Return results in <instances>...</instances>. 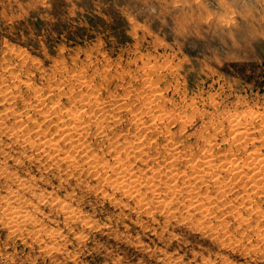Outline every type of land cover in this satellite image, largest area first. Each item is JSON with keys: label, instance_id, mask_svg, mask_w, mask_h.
Returning a JSON list of instances; mask_svg holds the SVG:
<instances>
[{"label": "rangeland", "instance_id": "obj_1", "mask_svg": "<svg viewBox=\"0 0 264 264\" xmlns=\"http://www.w3.org/2000/svg\"><path fill=\"white\" fill-rule=\"evenodd\" d=\"M91 99L108 106L98 112L101 126L87 120L83 125L88 131L83 130L80 140L65 138L71 131L59 126L61 120L71 121L69 110ZM4 113L9 114L7 125L20 126L19 134L27 126L33 135L38 128L48 129L51 135H61L63 151L77 150V156L75 162L58 160L56 166L13 135L0 136L6 149L0 166L36 182L33 190L45 199L34 218L49 235L31 224L19 229L8 215H0V264H264V236H260L264 187L252 185L248 176L253 172L240 178L234 171L212 169L199 177L208 157L219 164L227 159L225 163L241 162L247 152H264V0H0V114ZM22 114L24 118H19ZM137 114L142 121L133 117ZM235 123L257 131L239 138ZM86 154L93 156L86 160ZM195 163L199 165L192 172ZM120 165L139 179L143 174L141 180L157 172L155 181L150 180L155 185L140 186L145 195L141 201L107 184L117 178ZM157 168L165 173L159 174ZM12 170L13 176L0 182L3 195L17 177ZM173 170L181 176L183 171L192 173V186L183 184L185 179L167 178ZM216 172L222 183L213 179ZM231 176L243 182L232 183ZM165 177L180 189H170ZM157 183L164 190H155L154 186L161 187ZM197 197L205 201L199 203ZM58 200L90 223L67 219L55 206ZM193 200L201 208L206 202L212 210H196ZM53 231L56 236H50Z\"/></svg>", "mask_w": 264, "mask_h": 264}, {"label": "bare ground", "instance_id": "obj_2", "mask_svg": "<svg viewBox=\"0 0 264 264\" xmlns=\"http://www.w3.org/2000/svg\"><path fill=\"white\" fill-rule=\"evenodd\" d=\"M145 76V75H144ZM143 76V77H144ZM148 77V76H147ZM150 77V76H149ZM77 78V77H76ZM83 78V77H82ZM82 78H80V79H82ZM8 80V79H7ZM82 82V81H81ZM92 83V82H91ZM150 84V83H149ZM148 84V85H149ZM53 85V84H52ZM146 86H147V84H145ZM4 86V85H3ZM9 86V85H8ZM61 86V85H60ZM74 86V85H73ZM19 87V86H18ZM134 87V86H133ZM5 88V87H4ZM57 88V87H56ZM150 88V87H149ZM156 88H157V86H156ZM33 89V88H32ZM65 89V88H64ZM148 89V88H147ZM15 90V89H14ZM17 90H19V88L17 89ZM98 90V89H97ZM133 90V89H132ZM131 90V91H132ZM32 91V90H31ZM36 91V90H35ZM71 91V90H70ZM99 91V90H98ZM151 91L152 92H156V89L155 88H152L151 89ZM30 92V91H29ZM49 92H50V90H49ZM151 92V93H152ZM48 94V93H47ZM55 94V93H54ZM33 95V94H32ZM45 95V94H44ZM97 95V94H96ZM158 95V94H157ZM6 96V95H5ZM109 96V95H108ZM123 96V95H122ZM43 97V96H42ZM65 97V96H64ZM91 97H92V95H91ZM130 97V96H129ZM157 97V96H156ZM24 98V97H23ZM75 98V97H74ZM38 99V98H37ZM55 99V98H54ZM111 99V98H110ZM114 99V98H113ZM123 99V98H122ZM125 99V98H124ZM143 99V98H142ZM7 100V99H6ZM18 100V99H17ZM39 100V99H38ZM56 101V100H55ZM80 101V100H79ZM145 101V100H144ZM149 101V100H148ZM151 101H153V100H150V102ZM32 102H33V100H32ZM31 102V103H32ZM76 102V101H75ZM100 102H102V101H100ZM119 102V101H118ZM127 102V101H126ZM149 102V103H150ZM154 102V101H153ZM41 103V102H40ZM53 103H54V101H53ZM116 103V102H115ZM100 103H99V100H97V99H95V100H93V99H91L90 101H89V103H86V104H82L81 106H73L70 110H69V115H70V119H72L73 120V123H72V120L71 121H69V122H66V119H62L61 120V124L59 125L60 127H62V129H68V130H70L71 132H68L67 134H66V136L67 137H65V138H68V139H70V140H72V139H74V138H78V140H80L81 138H82V136L84 135V131L83 130H87L85 127H87V125L85 126V125H83V122H85V123H87L86 121L87 120H90V121H94V123L97 125V124H101V123H99L98 122V119H99V113L101 114V112L102 111H104L105 109L104 108H107V107H105L104 105L101 107V105H99ZM117 104V103H116ZM12 105H13V103H12ZM112 105V104H111ZM149 105V104H148ZM70 106V105H69ZM98 108V110H95L94 108H96V107ZM33 107V106H32ZM53 108H54V106H52ZM60 107V106H59ZM126 108L128 107V106H125ZM148 107V106H147ZM36 108H38V107H36ZM48 108V107H47ZM88 108H90V110L88 111ZM112 109H113V107H111ZM119 108V107H118ZM146 108V107H145ZM153 108V107H152ZM19 109V108H18ZM68 109H69V107H68ZM150 109V108H149ZM120 110V109H119ZM118 110V111H119ZM122 110V109H121ZM126 110V109H125ZM11 111V110H10ZM133 111V110H132ZM137 111H139V110H137ZM136 111V112H137ZM25 112V111H24ZM93 112V114H91V113ZM99 112V113H98ZM121 112V111H120ZM135 112V111H134ZM135 112V113H136ZM164 112V111H163ZM23 113V112H22ZM46 113V112H45ZM44 113V114H45ZM86 113L88 114V119H82L83 118V115H86ZM90 113V114H89ZM14 115H15V113H13ZM42 114V113H41ZM55 114V113H54ZM64 114V113H63ZM160 114H162V113H160ZM9 115V114H8ZM6 113H4V114H0V136L2 135V134H4L5 136H10V135H13L14 136V138L16 137L17 138V140H19V141H21V143H23L24 145H25V147H34V148H36V150L38 149V150H40V156H43V157H45V158H47V160H49V161H51L52 162V164L53 165H58V160L59 161H62L63 162V164H65V163H72L73 161L75 162V158H76V156H77V154H76V152H77V150H62L60 147H59V143H61V142H59L60 141V139H61V135L60 134H54V135H51V133H47L48 131V129L47 130H43V128L42 129H39L38 127H41L40 125H41V123H40V125H39V123H38V121H37V123H38V125H37V128H38V130L36 131V133L33 135L32 134V132H31V128H29L28 126L27 127H25V129H23L24 131H23V134H19V131L17 130V127H20V126H14L13 124L10 126V125H7V119H8V116ZM13 115V116H14ZM24 115L25 114H22L21 116L19 115V118L20 117H22V118H24ZM114 115V114H113ZM122 115V114H121ZM169 115V114H168ZM247 115V114H246ZM34 116V115H33ZM53 116V115H52ZM52 116H50V119H52L51 117ZM250 116V115H249ZM46 117V116H45ZM62 117V116H61ZM110 117V116H109ZM115 116H113V118H114ZM133 117H135V119H136V121L138 120V121H142V117H141V115H139V114H137V115H134ZM173 117V116H172ZM16 118H17V114H16ZM15 118V119H16ZM28 119H27V121L29 122L32 118H29V116L27 117ZM34 118V117H33ZM48 118H49V116H48ZM85 118V117H84ZM120 118V117H119ZM168 118V117H167ZM264 118V117H263ZM36 119V118H35ZM34 119V120H35ZM111 119V118H110ZM155 119V118H154ZM186 119V118H185ZM23 120H25V119H22V122L23 123H25ZM48 120V119H47ZM59 120V119H58ZM134 120V119H133ZM46 121V120H45ZM52 121V120H51ZM17 122V121H16ZM56 122H58L57 120H56ZM89 122V121H88ZM102 122V121H101ZM150 122V121H149ZM226 122V121H225ZM241 122H243V121H241ZM53 123V122H52ZM91 123V122H90ZM121 123V122H120ZM143 123H145V122H143ZM147 123V122H146ZM145 123V124H146ZM167 123V122H166ZM165 123V124H166ZM259 123V122H258ZM257 123V124H258ZM15 124V123H14ZM139 124V123H138ZM236 124V123H235ZM238 124H239V122H238ZM238 124H236L237 125V127H235V131H236V134H237V136L239 137V138H242V137H248L249 136V134L250 133H252V134H255L256 133V128L255 127H253V129H251V128H248V127H243V126H240V125H238ZM251 124V123H250ZM30 125V124H29ZM163 125H164V123H163ZM183 125V124H182ZM203 125V124H202ZM35 126V125H34ZM101 126V125H100ZM111 126V125H110ZM146 126H147V124H146ZM166 126V125H165ZM184 126V125H183ZM225 126H226V124H225ZM48 127V126H47ZM171 127V126H170ZM175 127V126H174ZM186 127V126H185ZM197 127V126H196ZM22 128V127H21ZM35 128V127H34ZM33 128V129H34ZM88 128H90V127H88ZM151 128H153V127H151ZM155 128V127H154ZM153 128V129H154ZM234 128V127H233ZM259 128V127H258ZM46 129V128H45ZM103 129V128H102ZM101 129V130H102ZM135 129V128H134ZM160 129V128H159ZM22 130V129H21ZM40 130V131H39ZM94 130V129H93ZM97 130V129H96ZM99 130V129H98ZM137 130V129H136ZM204 130V129H203ZM223 130V129H222ZM28 131V132H27ZM47 131V132H46ZM52 131V130H51ZM62 131V130H61ZM88 131V130H87ZM115 131V130H114ZM145 131H146V129H145ZM168 131V130H167ZM217 131V130H216ZM224 131V130H223ZM235 131H234V134H235ZM173 132V131H172ZM214 132V131H213ZM64 133V132H63ZM96 133V132H95ZM117 133V132H116ZM115 133V134H116ZM137 133V132H136ZM212 133V132H211ZM210 133V134H211ZM99 134V133H98ZM111 134V133H110ZM143 134V133H142ZM203 134V133H202ZM214 135H215V133H213ZM103 135V134H102ZM132 135V134H131ZM213 135V136H214ZM141 136V135H140ZM171 136V135H170ZM210 136V135H209ZM231 136V135H230ZM236 136V135H235ZM107 137V136H106ZM172 137V136H171ZM170 137V138H171ZM201 137V136H200ZM205 137V136H204ZM15 138V139H16ZM209 138V137H208ZM218 138V137H217ZM264 138V137H263ZM152 139V138H151ZM204 139V138H203ZM226 139H227V137H226ZM237 139V138H236ZM245 139V138H244ZM243 139V140H244ZM135 140V139H134ZM150 140V139H149ZM171 140V139H170ZM173 140H174V138H173ZM176 140V139H175ZM208 140V139H207ZM239 140H242V139H239ZM16 141V140H15ZM65 141H67V140H65ZM74 141V140H73ZM77 141V140H76ZM116 141V140H115ZM145 141V140H144ZM147 141V140H146ZM225 141V140H224ZM227 141V140H226ZM114 142V141H113ZM221 142V141H220ZM236 142H239L238 140L236 141ZM0 155H2V154H4V152H6L5 150L6 149H4V141L2 140V137H0ZM71 143V142H70ZM76 143V142H75ZM87 143V142H86ZM139 143V142H138ZM137 143V144H138ZM142 143V142H141ZM147 143V142H146ZM169 143V142H168ZM175 143V142H174ZM211 143H213V142H211ZM226 143V142H225ZM7 144H10V143H7ZM6 144V145H7ZM77 144V143H76ZM85 144V143H84ZM109 144V143H108ZM116 144V143H115ZM115 144H114V146H115ZM118 144V143H117ZM153 144V143H152ZM172 144V143H171ZM243 144V143H242ZM61 145V144H60ZM71 145V144H70ZM81 145H83V144H81ZM119 145V144H118ZM123 145V144H122ZM139 145H140V143H139ZM165 145V144H164ZM214 145V144H213ZM241 145V144H240ZM261 145V144H260ZM263 145V144H262ZM113 146V145H112ZM130 146V145H129ZM134 146V145H133ZM143 146V145H142ZM153 146V145H152ZM176 146V145H175ZM212 146V145H211ZM214 146H216V145H214ZM219 146V145H218ZM244 146V145H243ZM82 147V146H81ZM89 147V146H88ZM116 147H117V145H116ZM123 147V146H122ZM171 147V146H170ZM174 147V146H173ZM203 147V146H202ZM237 147H238V145H237ZM115 148V147H114ZM129 148H132V147H129ZM136 148V147H135ZM222 148V147H221ZM220 148V149H221ZM233 148V147H232ZM232 148H230V150L232 149ZM240 148V147H239ZM31 149V148H30ZM101 149V148H100ZM126 149V148H125ZM133 149H134V147H133ZM140 149V148H139ZM149 149V148H148ZM214 149V148H213ZM219 149V150H220ZM259 149V148H258ZM88 150V149H87ZM86 150V151H87ZM174 150V149H173ZM240 150V149H239ZM96 151V150H95ZM95 151H93L94 153H95ZM118 150H116V152H117ZM141 151V150H140ZM142 151H143V149H142ZM145 151V150H144ZM226 151H227V149H226ZM122 152V151H121ZM154 152V151H153ZM169 152H171V151H169ZM184 152V151H183ZM212 152V151H211ZM214 152V151H213ZM223 152V151H222ZM221 152V153H222ZM259 152V151H258ZM79 153H83V151H79ZM84 153H87V152H84ZM131 153V152H130ZM133 153V152H132ZM161 153V152H160ZM209 153V152H208ZM224 154H225V152H223ZM261 153H264V152H261ZM261 153H258L257 154V151L255 152H247L246 154V157L245 158H243V160H241V162H239L238 161V159L237 160H232V161H228L227 163H225V161H227V160H225L224 158V162H220L219 161V164H217V163H214V162H212V160H213V158L211 159V158H209L208 156L209 155H207V157L210 159H208L207 158V160L206 161H203V163H201V166H202V171H204V174H200L201 176H199V177H202V176H204L205 174L207 175V173H205V171L206 172H208L209 171V173H212L210 170H212V169H215V170H220V171H234V173L235 174H239V176L238 177H240L241 178V176L240 175H242V177H243V174H245L246 176H247V171H252L253 172V174H250V172H249V174H250V176H248L249 178L251 177V180L253 181V184L252 185H254V187L256 188V189H258L259 187H264V176L263 175H259V173H261V174H263V172H264V158H262V156L260 157V154ZM120 154V153H119ZM129 154V153H128ZM127 154V155H128ZM134 154V153H133ZM136 154H137V152H136ZM140 154V153H139ZM149 154V153H148ZM147 154V155H148ZM210 154V153H209ZM10 155V154H9ZM39 155V154H38ZM155 155V154H154ZM153 155V156H154ZM164 154H162V156H163ZM213 155V154H212ZM226 155V154H225ZM234 156H235V154H233ZM243 155V154H242ZM29 156H31V154L29 155ZM78 156H79V154H78ZM81 156H83V155H80V157ZM91 157V156H93V155H87L86 154V156H84V157H86V160H90V159H88V157ZM97 156V155H96ZM121 156V155H120ZM144 156V155H143ZM165 156V155H164ZM176 156V155H175ZM228 156V155H227ZM6 157H9V156H6ZM13 157V156H12ZM15 157H17L18 158V156H15ZM98 157V156H97ZM131 157V156H130ZM134 157H136V156H134ZM139 157V156H138ZM149 157V156H148ZM166 157V156H165ZM213 157H214V155H213ZM10 158V157H9ZM28 158V157H27ZM82 158V157H81ZM92 158V157H91ZM93 158H95V157H93ZM146 158V157H145ZM159 158V157H158ZM162 159H163V157H161ZM180 158V157H179ZM238 158H241V157H238ZM8 159V158H7ZM15 159V158H14ZM31 159V158H30ZM39 159V158H38ZM83 159V158H82ZM85 159V158H84ZM98 159V158H97ZM143 159V158H142ZM147 159V158H146ZM145 159V160H146ZM156 159V158H155ZM204 159V158H203ZM1 160V159H0ZM15 160H17V159H15ZM122 160V159H121ZM128 160V159H127ZM130 160V159H129ZM149 160V159H148ZM147 160V161H148ZM159 160V159H158ZM180 160H182V159H180ZM215 160V159H214ZM2 161V160H1ZM4 161V160H3ZM84 161V160H83ZM82 161V162H83ZM120 161V160H119ZM118 161V162H119ZM134 161V160H133ZM132 161V162H133ZM164 161V160H163ZM179 161V160H178ZM191 161V160H190ZM78 162V161H77ZM81 162V161H80ZM85 162V161H84ZM100 162V161H99ZM104 162V161H103ZM122 162V161H121ZM120 162V164H123V163H121ZM131 162V163H132ZM160 162V161H159ZM169 162V161H168ZM22 163V162H21ZM88 163V162H87ZM101 163V162H100ZM108 165H109V163L108 162H106ZM130 163V162H129ZM163 163V162H162ZM192 163H194V162H192ZM51 164V163H50ZM103 164V163H102ZM151 164V163H150ZM158 164H160V163H158ZM167 164V163H166ZM172 164V163H171ZM179 164V163H178ZM73 166H74V163L72 164ZM105 165V164H104ZM108 165L106 166L107 168H108ZM112 164H110L109 165V167L111 166ZM160 165H162V164H160ZM170 165V164H169ZM189 165V164H188ZM187 165V166H188ZM198 165L199 164H197V163H195V164H193V165H191V167H190V170H192V172H194V170L196 171V168L198 167ZM95 166V165H94ZM125 166V165H124ZM159 165H157V167H158ZM164 166H165V164H164ZM167 166V165H166ZM165 166V167H166ZM173 166V165H172ZM60 167V166H59ZM77 167V166H76ZM92 167V166H91ZM104 167V166H103ZM112 167V166H111ZM147 167V166H146ZM156 167V166H155ZM171 167V166H170ZM82 168V167H81ZM95 168V167H94ZM105 168V167H104ZM107 168H105V169H107ZM122 170H121V169ZM125 170H124V169ZM151 168V167H150ZM172 168V167H171ZM171 168H170V170H171ZM184 168V167H183ZM46 169V168H45ZM92 169V168H91ZM96 169V168H95ZM98 169H100L99 168V166H98ZM97 169V170H98ZM111 169H113V168H111ZM118 169H120L121 171H119ZM126 169H128V167L126 168V167H123V165H120L118 168H116V170H118L119 171V175L117 176V178L116 179H114L112 182L110 181V182H107V180L109 181V179H107L106 180V182H107V184H109V186H111L114 190L115 189H117V190H121V189H124V190H126V191H128V195L129 194H134V195H132V197L134 196L135 198H138L140 201H141V199H143L142 197L143 196H145V195H141V188H140V186L144 183V184H148L149 182H151L150 180L151 179H153L154 181H155V177H154V174L156 175V173H154V174H152L150 177H148V176H146L147 178H149V179H145L144 177V179L143 180H141L142 179V176H143V174H141L142 176L140 177L141 179H139V178H137L139 175H137V177H135L132 173H130V171H127ZM133 169H135V168H133ZM140 169V172H143V171H141V168H139ZM156 169V168H155ZM158 169V172H159V174L161 173V175H162V170H159V168H157ZM162 169V168H161ZM166 169H167V167H166ZM174 169V168H173ZM177 169V168H176ZM199 169H201V168H199ZM12 170V169H11ZM10 170V171H11ZM74 170V169H73ZM96 170V171H97ZM142 170H143V168H142ZM154 170V169H153ZM169 170V171H170ZM179 170H180V168H179ZM183 170V169H182ZM10 171H9V168L5 165V166H3V164H2V166H0V182H2L4 179L5 180H7L8 178H9V176H13V175H11L10 174ZM15 171V170H14ZM14 171L12 170V172L14 173ZM17 171V170H16ZM89 171V170H88ZM95 171V172H96ZM104 171V170H103ZM102 171V172H103ZM146 171V170H145ZM157 171V170H156ZM165 171V170H164ZM167 171V170H166ZM177 170H173V171H171L172 173H170L171 175L169 176V174H168V176L169 177H167V178H169V179H172V180H176V181H179V179L180 180H183V179H185L186 181H184L183 182V184H185L186 182V184H188L189 185V187H191L192 186V180L190 179L191 177L190 176H194L192 173H184V171H183V175L181 176V174L179 173L178 175H177ZM199 171V170H198ZM255 171V172H254ZM93 172V171H92ZM114 172V171H113ZM133 172V171H132ZM135 172V171H134ZM155 172V171H154ZM180 172H182V171H180ZM16 173V172H15ZM15 173H14V175H15ZM96 173H98L99 174V170H98V172H96ZM115 173H117V172H115ZM135 173H137V172H135ZM134 173V174H135ZM165 173V172H164ZM163 173V174H164ZM197 173V172H196ZM202 173V172H201ZM221 173V172H220ZM229 173V172H228ZM227 173V174H228ZM231 173V172H230ZM10 174V175H9ZM68 174H70V173H68ZM138 174V173H137ZM167 174V173H166ZM215 174H217V172L215 173ZM213 175V174H211L212 176H214L213 177V179L215 180V182H217L216 184H219V183H222L221 181H220V175L221 174H217V175ZM248 174V175H249ZM256 174H258L259 176V178L258 179H256V178H254V177H256L255 175ZM61 175V174H60ZM79 175V174H78ZM100 175V174H99ZM106 175V174H105ZM105 175H103V177H105ZM148 175V174H147ZM197 175V177H198V174H196ZM224 175V174H223ZM244 175V176H245ZM15 176H17V177H14V179L11 181V184H9V186H7L6 187V194H2L1 192H0V200H2V205L0 206V215H8L9 217H10V222L12 223L13 222V224L14 225H16L19 229L21 228V227H28V225L29 224H31L32 225V227L33 228H38V231L37 232H43V233H45V234H47V232H48V230L47 229H44L43 227H42V224H40V222H39V220L37 219V218H34L35 217V213L36 212H41V210H42V208H41V206H38L39 205V203H41L42 202V200H44L45 198L43 197V195L41 196V195H39L38 193H35V191L33 190V187H34V185H36V182L35 183H32V179H27V178H25L24 177V179H22L23 178V176H22V178H20L21 177V175H20V177H18V175H15ZM157 176V175H156ZM159 176V175H158ZM226 176V175H225ZM232 176H234V175H232ZM231 176V177H232ZM65 177V176H64ZM73 177V176H72ZM103 177H101V178H103ZM107 177V176H106ZM108 177H111V175L110 176H108ZM107 177V178H108ZM196 177V180L198 179ZM209 177V176H208ZM236 177V176H235ZM234 177V179H236ZM62 178V177H61ZM60 178V179H61ZM67 178V177H66ZM158 178V177H157ZM157 178H156V180H157ZM161 178L162 177H160L159 176V178L158 179H160L161 180ZM167 178L165 177V180H167ZM194 178H195V176H194ZM207 178V177H206ZM225 178V177H224ZM230 178V177H229ZM34 179V178H33ZM103 179H106V178H103ZM169 179L167 180V181H163V179H162V181L164 182V184L166 185V183H167V185H168V187L170 188V189H172V190H174V191H178V189H180L179 187H177L178 185L175 183H173V184H170L169 183ZM199 179H201V178H199ZM232 179H233V177H232ZM234 179L233 180H231V182L232 183H234V182H239V181H242V180H239V178H238V180L236 179V181H234ZM245 179V178H244ZM32 180V181H31ZM37 180V179H36ZM63 180V179H62ZM112 180V179H111ZM196 180H194L193 179V181L195 182V185H197L196 184ZM226 180H228V179H226ZM226 180H222V181H225L226 182ZM230 180V179H229ZM228 180V181H229ZM248 180V179H247ZM35 181V180H34ZM159 181V180H158ZM207 181H208V179H207ZM206 181V182H207ZM210 181V180H209ZM208 181V182H209ZM228 181H227V183H228ZM245 181V180H244ZM251 181V182H252ZM161 182V181H160ZM172 182V181H171ZM175 182V181H174ZM236 182V183H237ZM243 182V181H242ZM152 183H154V182H151L150 184H152ZM202 183V182H201ZM204 183V182H203ZM232 183H230V185L232 184ZM34 184V185H33ZM53 184V183H52ZM156 183H154V185H155ZM200 184V183H199ZM211 184H212V182H211ZM250 184V183H249ZM149 185V184H148ZM157 185L158 186H160L158 183H157ZM182 185V184H181ZM205 185V184H204ZM227 185H229V184H227ZM243 185V184H242ZM246 185H248V182H247V184ZM101 186V185H100ZM210 186V185H209ZM215 186V185H214ZM223 186V185H222ZM222 186H220V187H222ZM250 185H248V187H249ZM39 187V186H38ZM58 187V186H57ZM150 187V186H149ZM154 187H156L155 188V190H157V189H160V190H164L163 188H162V185H161V187H158L157 188V186H154ZM186 187V186H185ZM201 187H202V184H201ZM227 187V186H226ZM230 187V186H229ZM231 187H232V185H231ZM244 187L246 188V186H245V184H244ZM254 187H252V189H251V191L252 190H254ZM146 188V187H145ZM153 188V187H152ZM166 188H167V186H166ZM168 188V189H169ZM34 189H35V187H34ZM104 189V188H103ZM195 189H196V187H195ZM199 189V188H198ZM219 189V188H218ZM229 189V188H228ZM232 189V188H231ZM242 189V188H241ZM264 189V188H263ZM33 190V191H32ZM56 190V189H55ZM98 189H96L95 191H97ZM124 190H123V192H124ZM150 190V189H149ZM191 189H189V191H190ZM192 190H194V188H192ZM225 190V189H224ZM230 190V189H229ZM229 190H226V191H229ZM116 191V190H115ZM159 191V190H158ZM158 191H155L154 193H156V192H158ZM169 191V190H168ZM181 191V190H180ZM184 191H186L185 189H184ZM188 191V192H189ZM196 191V190H195ZM211 191V190H210ZM225 191V192H226ZM250 191V190H249ZM250 191V192H251ZM255 191V190H254ZM253 191V192H254ZM260 191V190H259ZM29 192V193H28ZM43 192V191H42ZM76 192V191H75ZM105 192V191H104ZM164 192V191H163ZM173 192V191H172ZM201 192V191H200ZM218 192H219V190H218ZM224 192V193H225ZM248 192V191H247ZM41 193V192H40ZM44 193V192H43ZM42 193V194H43ZM127 193V192H126ZM143 193V192H142ZM153 193V195L155 196L156 194H154ZM165 193V192H164ZM184 193V192H183ZM190 193L191 194H196V193H193V192H191L190 191ZM189 193V194H190ZM220 193V192H219ZM223 193V192H222ZM224 193H223V195H224ZM227 193V192H226ZM249 193V192H248ZM263 193V192H262ZM34 194V195H33ZM36 194H38V196L36 195ZM105 194V193H104ZM104 194H102V195H104ZM124 194V193H123ZM122 194V195H123ZM146 194V193H145ZM173 195H174V193H172ZM172 194H171V196H172ZM182 194V193H181ZM188 194V193H187ZM188 194V195H189ZM255 194H257V193H255ZM260 194V193H259ZM157 195H160V197L162 196L161 195V192L160 193H157ZM178 196H179V194H177ZM186 195V194H185ZM187 195V196H188ZM198 196H199V194H197ZM203 195H204V193H203ZM258 195V194H257ZM45 196V195H44ZM47 196V195H46ZM168 193H167V195H166V198H164L163 200H165L166 201V199H168ZM191 196V195H190ZM196 196V195H195ZM212 196V195H211ZM215 196V195H214ZM246 196V195H245ZM244 196V197H245ZM252 196H253V194H252ZM70 197H72V196H70ZM156 197V196H155ZM159 197V196H158ZM158 197H157V199H158ZM176 197V196H175ZM184 197V196H183ZM189 197V196H188ZM243 197V198H244ZM253 197H255V196H253ZM53 198V197H52ZM162 198V197H161ZM173 198V197H172ZM192 198V197H191ZM196 198V197H195ZM194 198V199H195ZM203 198V197H202ZM209 198V197H208ZM246 198V197H245ZM245 198H244V200H245ZM249 198H252V197H248V199ZM145 199H146V197H145ZM156 199V200H157ZM160 199V198H159ZM180 199V198H179ZM254 199V198H253ZM257 199H259V198H257ZM47 200V199H46ZM45 200V201H46ZM147 200V199H146ZM146 200H143V201H146ZM170 200V199H169ZM173 200V199H172ZM185 200V199H184ZM190 200H192V199H190ZM196 200V199H195ZM195 200H193V201H191L192 203H191V206L192 205H195L196 206V210H197V207H200V205L198 206L197 204H198V202H194ZM197 200H199L198 199V197H197ZM211 200V199H210ZM244 200H243V202H244ZM252 200V199H251ZM60 201L61 200H58L56 203H55V206L56 207H58V206H60V209H62L63 211H64V213L66 214V218L67 219H70V220H74V219H79L80 221H83L84 223H86V224H89L88 223V221L84 218V216H82V215H80L79 214V212H78V210H76L75 208L74 209H72L70 206H68V205H65V203L64 204H62L63 203V201L61 202V204L62 205H60ZM142 201V202H143ZM148 201V200H147ZM146 201V202H147ZM152 201V200H151ZM162 201V200H161ZM200 201H202V202H204L205 200H199V203H200ZM223 201V200H222ZM241 201V200H240ZM248 201V200H247ZM253 201V200H252ZM122 202V201H121ZM124 202V201H123ZM146 202H144V204L146 203ZM160 202V201H159ZM158 202V203H159ZM189 202V201H188ZM215 202H216V200H215ZM214 202V203H215ZM141 203V202H140ZM149 203H150V201H149ZM149 203H147V204H149ZM163 203H164V201H163ZM182 203V202H181ZM185 203V202H184ZM211 203V202H210ZM213 203V204H214ZM218 203V202H217ZM251 203V202H250ZM129 204V203H128ZM142 204V203H141ZM167 204V203H166ZM187 204V203H186ZM212 204V203H211ZM244 205H245V203H243ZM126 205V204H125ZM161 205H162V203H161ZM188 205V204H187ZM239 205V204H238ZM247 205V204H246ZM246 205H245V207H246ZM258 205V204H257ZM141 206V205H140ZM145 206V205H144ZM163 206V205H162ZM189 206H190V204H189ZM202 206V205H201ZM210 206V205H209ZM219 206V205H218ZM248 206H250L249 204H248ZM73 207V206H72ZM154 207V206H153ZM185 207V206H184ZM188 207V206H187ZM220 207V206H219ZM254 207H256V206H254ZM259 207V206H258ZM192 208H194V207H192ZM203 208H206V210L207 211H211L212 209L210 208V207H208V205H206V202L205 203H203V207L201 208L200 207V209H202L203 211H204V209ZM59 209V208H58ZM78 209V208H77ZM134 209V208H133ZM149 209V208H148ZM254 209H256V211L258 212L259 210H258V208H253V210ZM260 209V208H259ZM80 210V209H79ZM188 210H190V208L188 209ZM229 210V209H228ZM234 210V209H233ZM252 210V211H253ZM261 210V209H260ZM150 211V210H149ZM214 211V210H213ZM222 211V210H221ZM239 211V210H238ZM263 211V210H262ZM261 211V212H262ZM254 212H255V210H254ZM261 212L259 213V214H261ZM141 213V212H140ZM211 213H213V212H211ZM225 213V212H224ZM229 213V212H228ZM249 213H250V211H249ZM263 213V212H262ZM205 214H206V212H205ZM204 214V215H205ZM235 214V213H234ZM241 214V213H240ZM251 214H252V212H251ZM250 214V215H251ZM258 214V213H257ZM169 215V214H168ZM208 214H206L205 216H207ZM226 215V214H225ZM244 215V214H243ZM199 216V215H198ZM232 216V215H231ZM235 216V215H234ZM238 216H240V215H238ZM242 216V215H241ZM256 216V215H255ZM254 216V214H253V217L252 218H254L255 217ZM1 217V216H0ZM204 217V216H203ZM202 217V218H203ZM219 217V216H218ZM244 217V216H243ZM243 217H242V220H243ZM261 217V216H260ZM262 217H263V214H262ZM261 217V218H262ZM5 218H7V217H5ZM39 218V217H38ZM169 218H171V217H169ZM214 218V217H213ZM240 218V223H241V217H239ZM238 218V219H239ZM248 219H249V217H247ZM247 218H246V220H247ZM251 218V217H250ZM1 219V218H0ZM97 219V218H96ZM172 219V218H171ZM201 219V218H200ZM207 219H208V217H207ZM237 219V220H238ZM244 219H245V217H244ZM258 219V218H257ZM260 219V218H259ZM56 220V219H55ZM118 220V219H117ZM221 220V219H220ZM246 220H243V221H246ZM251 219H249V221H250ZM168 221V220H167ZM242 221V222H243ZM97 222V221H96ZM198 222V221H197ZM11 223H9L11 226H12V224ZM42 223V222H41ZM200 223V222H199ZM204 223V222H203ZM249 223H251V222H249ZM259 222H257V224H258ZM8 224V225H9ZM190 224V223H189ZM107 225V224H106ZM200 225H202V224H200ZM199 225V227H201ZM259 225L260 224H258V227H259ZM45 226V225H44ZM165 226V225H164ZM218 226V225H217ZM233 226V225H232ZM253 226V225H252ZM14 227V226H13ZM17 227H15L14 229H16ZM51 228V227H50ZM215 228V227H214ZM224 228V227H223ZM222 228V229H223ZM254 228V227H253ZM257 228V227H256ZM261 228V227H260ZM49 229V228H48ZM53 229V228H52ZM198 229V228H197ZM215 229H217V228H215ZM28 230V229H27ZM54 230V229H53ZM226 230V229H225ZM229 230V229H228ZM245 230V229H244ZM19 231V230H18ZM59 231V230H58ZM249 231V230H248ZM257 231V230H256ZM216 232V231H215ZM227 232V231H226ZM260 232V231H259ZM32 233V232H31ZM42 233V234H43ZM232 233V232H231ZM262 233V232H261ZM61 234V233H60ZM59 234V235H60ZM218 234V233H217ZM243 234V233H242ZM259 234V233H258ZM257 234V235H258ZM263 234V233H262ZM48 235V234H47ZM57 235V233L55 232L54 233V231L53 232H51V235L50 236H56ZM212 235H214V234H212ZM49 236V235H48ZM63 236V235H62ZM259 236V235H258ZM260 236H264V235H260ZM25 238V237H24ZM23 238V239H24ZM55 238V237H54ZM218 238H220V237H218ZM260 238V237H259ZM55 239H58V238H55ZM251 239V238H250ZM53 240V239H52ZM225 240V239H224ZM223 240V241H224ZM262 240H264V238L262 239ZM230 241V240H229ZM232 241V240H231ZM226 244V243H225ZM228 244V243H227ZM49 246V245H48ZM47 246V247H48ZM233 246V245H232ZM58 247V246H57ZM241 247V246H240ZM40 248V247H39ZM61 248V247H60ZM48 250V249H47ZM161 250V249H160ZM236 250V249H235ZM249 250V249H248ZM263 251V250H262ZM50 252V251H49ZM154 252V251H153ZM48 254V253H47ZM71 258V257H70ZM160 258V257H159ZM228 260V259H227ZM207 261V260H206ZM214 261V260H213ZM228 262V261H227ZM203 263V262H202Z\"/></svg>", "mask_w": 264, "mask_h": 264}]
</instances>
